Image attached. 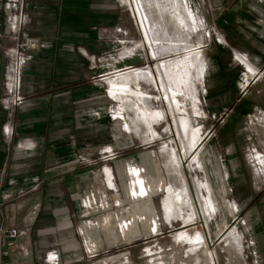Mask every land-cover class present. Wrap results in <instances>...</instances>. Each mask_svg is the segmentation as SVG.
Wrapping results in <instances>:
<instances>
[{
    "label": "rangeland",
    "instance_id": "374dc122",
    "mask_svg": "<svg viewBox=\"0 0 264 264\" xmlns=\"http://www.w3.org/2000/svg\"><path fill=\"white\" fill-rule=\"evenodd\" d=\"M91 1L105 48L83 111L88 142L102 143L85 194L96 205L61 208L31 247L63 264H264V0H196L199 21L182 0H140L146 32L131 4ZM114 144L134 147V171Z\"/></svg>",
    "mask_w": 264,
    "mask_h": 264
},
{
    "label": "crops",
    "instance_id": "0c3cea01",
    "mask_svg": "<svg viewBox=\"0 0 264 264\" xmlns=\"http://www.w3.org/2000/svg\"><path fill=\"white\" fill-rule=\"evenodd\" d=\"M182 1L188 15L194 21L199 18V4L194 5L196 0H190L192 3ZM92 2L90 0L89 5L76 8L73 0H0V81L3 95L9 92L12 81V57L8 50L18 39L15 25L20 12L29 15L26 28L31 36L41 41L39 51L25 62L23 93L26 102L16 109L13 117L0 105V219H7L23 228L24 219L28 217L31 231L35 228L40 235L53 223L65 221V217L60 215L61 208L73 210L80 205L87 190L94 186L95 164L103 157L97 148L102 143L88 142L92 138L86 135L91 132L83 118V111L96 104L95 101L90 102L92 96L101 92L97 77H100L102 69L92 66L90 57L105 50L97 39V32L93 31V26L103 23L99 21L102 16L94 10ZM128 2L146 32V19L141 18L140 9L143 7L146 15L144 3L140 0ZM78 46L84 53L78 50ZM124 63L127 65L128 62L125 60ZM202 64L200 61L195 67L200 69ZM111 84L114 86L115 81L112 80ZM10 123L14 131L11 137L4 132ZM91 135L94 137V133ZM204 141L189 156L198 155ZM186 143L183 148H188L186 151L189 152L194 145ZM116 147L120 151L126 149L127 161L135 164L134 147L123 149L114 144L113 149ZM115 162L119 164L120 161ZM232 205L229 207L234 210ZM184 210L187 214H194L190 205ZM217 210L218 207L214 213ZM182 213L184 216L185 212ZM209 221H205L206 226ZM28 240L29 254L16 253L0 264H46L45 256L41 254L44 244L40 241L33 248L31 234Z\"/></svg>",
    "mask_w": 264,
    "mask_h": 264
},
{
    "label": "built area",
    "instance_id": "2783aa9c",
    "mask_svg": "<svg viewBox=\"0 0 264 264\" xmlns=\"http://www.w3.org/2000/svg\"><path fill=\"white\" fill-rule=\"evenodd\" d=\"M121 4L129 3L128 0H120ZM29 15L26 12H20L18 16L15 29L18 31V39L14 47L8 51L12 57V81L10 90L7 94H2V84L0 81V105L3 110L9 111L10 117L14 116V113L26 102V95L23 93V74L25 68V62L31 58L34 52L39 51L41 48V41L36 36H31L28 32L27 23ZM105 32V31H104ZM107 32V31H106ZM114 34H127L123 28H116ZM118 41L121 39L117 38ZM222 42V40H221ZM240 59V58H239ZM2 71L0 68V79ZM12 123L7 124L4 128L6 135L10 137L14 134L11 126ZM132 165V164H131ZM135 165L129 169L135 170ZM80 205L83 208H92L96 205V196L93 191L82 197ZM29 218L24 219L23 228L16 226L13 222H8L7 219H0V263L10 259L16 253L21 255H27L30 253V242L28 240L31 231V225L28 223ZM46 264H63L61 255L54 250L47 254Z\"/></svg>",
    "mask_w": 264,
    "mask_h": 264
},
{
    "label": "bare ground",
    "instance_id": "6f19581e",
    "mask_svg": "<svg viewBox=\"0 0 264 264\" xmlns=\"http://www.w3.org/2000/svg\"><path fill=\"white\" fill-rule=\"evenodd\" d=\"M261 120H262V122H264V119L261 118ZM205 139H206V138H204V140H205ZM204 140H203V141H204ZM203 141H202V142H203ZM202 142H201V143H202ZM200 220H202V219H200ZM201 222H203L204 227L206 228V223H205L204 221H201ZM206 235H207V234H206ZM221 237H222V235H220L219 238H221Z\"/></svg>",
    "mask_w": 264,
    "mask_h": 264
},
{
    "label": "water",
    "instance_id": "95a60500",
    "mask_svg": "<svg viewBox=\"0 0 264 264\" xmlns=\"http://www.w3.org/2000/svg\"><path fill=\"white\" fill-rule=\"evenodd\" d=\"M204 138H207V137H204ZM203 140H204V139H203ZM203 140H202V141H203ZM202 141H201V142H202Z\"/></svg>",
    "mask_w": 264,
    "mask_h": 264
}]
</instances>
